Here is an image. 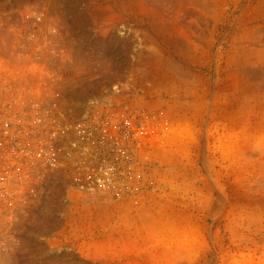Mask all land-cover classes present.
<instances>
[{"label":"rangeland","instance_id":"1","mask_svg":"<svg viewBox=\"0 0 264 264\" xmlns=\"http://www.w3.org/2000/svg\"><path fill=\"white\" fill-rule=\"evenodd\" d=\"M40 113L0 264H264V0H0V114Z\"/></svg>","mask_w":264,"mask_h":264},{"label":"built area","instance_id":"2","mask_svg":"<svg viewBox=\"0 0 264 264\" xmlns=\"http://www.w3.org/2000/svg\"><path fill=\"white\" fill-rule=\"evenodd\" d=\"M49 126L42 113L32 114L29 119L16 116L12 121L0 114L1 182L29 184L37 173H47L55 166V132L49 131Z\"/></svg>","mask_w":264,"mask_h":264}]
</instances>
